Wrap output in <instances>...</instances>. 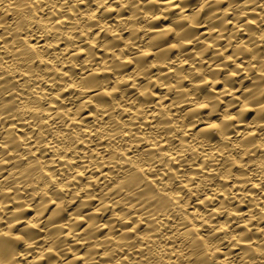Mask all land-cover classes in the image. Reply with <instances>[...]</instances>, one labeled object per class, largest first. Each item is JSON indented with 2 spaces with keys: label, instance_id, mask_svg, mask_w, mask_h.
<instances>
[{
  "label": "clouds",
  "instance_id": "1",
  "mask_svg": "<svg viewBox=\"0 0 264 264\" xmlns=\"http://www.w3.org/2000/svg\"><path fill=\"white\" fill-rule=\"evenodd\" d=\"M0 264H264V0H0Z\"/></svg>",
  "mask_w": 264,
  "mask_h": 264
},
{
  "label": "bare ground",
  "instance_id": "2",
  "mask_svg": "<svg viewBox=\"0 0 264 264\" xmlns=\"http://www.w3.org/2000/svg\"><path fill=\"white\" fill-rule=\"evenodd\" d=\"M12 18H13V13L11 12V11H9L8 12V15H7V19L9 20V21H11L12 20ZM110 54V53H109ZM148 53H146V55H147ZM20 135L22 136L23 135V131H21L20 132ZM95 151V150H94ZM229 183H230V181H229ZM53 208L55 207V205H53L52 206ZM50 211H51V209H50ZM29 216L30 215H32V213L31 212H29V213H27ZM217 255L219 256V258L221 259V260H223V252H219V253H217Z\"/></svg>",
  "mask_w": 264,
  "mask_h": 264
}]
</instances>
